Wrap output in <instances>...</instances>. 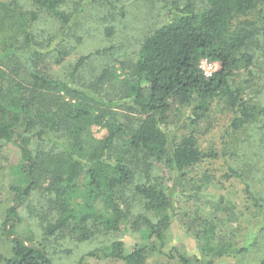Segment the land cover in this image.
<instances>
[{
  "label": "trees",
  "instance_id": "trees-1",
  "mask_svg": "<svg viewBox=\"0 0 264 264\" xmlns=\"http://www.w3.org/2000/svg\"><path fill=\"white\" fill-rule=\"evenodd\" d=\"M33 3L32 11L13 10L11 3L0 0V15L5 17L0 30L6 35L0 52V151L14 144L22 155L9 184L12 204L2 217L6 244L0 264H68L57 262L55 243L83 244L127 230L139 241L128 247L123 240H114L75 264H86L88 257L149 264L157 256L178 264H216L248 253L249 246L222 236L218 223L204 217H198L200 256L176 247L167 252L174 190L157 171L163 166L184 181L207 160L220 156L203 151L195 131L181 138L171 136L167 127L176 110L188 112L183 121L191 128L208 122L215 112L227 115L223 140L249 127L264 134V104L248 97L247 87L239 83L254 66L250 45L264 32V0H203L201 7L192 0H174L171 19L144 38L127 78L115 89L119 88L116 99L99 92L108 82V69L91 90L71 81L86 60L107 49L80 58L69 80L49 74L43 61L47 56L53 60L50 65L62 64L69 56L63 36L79 28L90 5H112L111 0ZM41 14L59 22L60 41L55 36L43 45L36 38L34 28ZM255 14L257 18H252ZM205 59L219 65L209 78L200 68ZM118 110L137 115L134 124L120 122ZM96 127L106 129L100 138L93 132ZM226 164L228 177L239 179L253 206L263 211L246 176L229 161ZM138 173H144V179L138 180ZM130 189L141 201L138 216L127 203ZM39 195L45 197L48 223L41 217L39 234L32 229L19 233L20 209L32 213L26 203ZM257 264H264V259Z\"/></svg>",
  "mask_w": 264,
  "mask_h": 264
},
{
  "label": "rangeland",
  "instance_id": "rangeland-1",
  "mask_svg": "<svg viewBox=\"0 0 264 264\" xmlns=\"http://www.w3.org/2000/svg\"><path fill=\"white\" fill-rule=\"evenodd\" d=\"M11 3L13 10L34 9L33 0H3ZM174 0H111L112 5L89 6L87 16L82 19V24L75 32L63 36L62 45L67 49L69 56L62 64L50 65L49 57L43 61L49 70V74L62 80L72 79L73 68L82 57L92 54L97 50H105L106 53L94 55L86 60L84 66L73 76L71 80L77 87L91 90L101 72L108 69V82L100 85V94L107 99H116L119 94L120 82L125 81L130 71L131 64L137 59L139 48L144 38L171 19V3ZM179 1V0H175ZM185 3L188 0H180ZM198 7L203 0H192ZM73 6L65 8L69 12ZM124 9L122 12L121 9ZM5 18L0 15V19ZM252 18H257V14ZM59 22L51 19L46 14H41L34 33L38 40L46 45L49 39L59 36ZM250 51H253L255 62L251 68V74L243 73L239 83L247 87L246 95L264 104V32H260ZM5 33L0 30V52L4 45ZM218 65V64H217ZM40 69L45 66L38 63ZM219 67V65H218ZM9 71V69L7 70ZM26 73L24 70L23 74ZM253 76V77H252ZM255 78V79H253ZM116 84V85H114ZM120 122L125 125H133L137 115L127 110H118ZM188 112L179 109L171 116L167 130L172 137L181 138L190 132L198 134L201 147L206 152H217L220 156L217 160H207L200 168L189 173L184 181L175 179L163 166L157 171L159 176L165 178L168 185L174 190V221L167 234L168 252L173 247L188 255L200 256L197 234L199 230L198 217L213 219L218 223L222 236L239 246H249V252L239 258H224L216 264H257L264 259V210L253 206L245 193L244 184L235 177L226 164L236 166V170L249 181L252 192L264 207V134L252 127L235 133L234 137L225 136L229 122L227 115L215 112L207 122H201L196 128L187 127L183 120ZM206 128V129H205ZM208 128V130H207ZM212 128V130H211ZM255 130V131H254ZM96 137H102L106 133L103 127L94 128ZM226 143V144H225ZM260 146H263L259 148ZM226 158L222 157V152ZM228 159V160H226ZM22 161L19 148L14 144H7L0 151V253H3L6 242L1 236V222L11 204V192L9 184L13 181L12 171ZM252 164V166H251ZM144 170L142 167L141 170ZM144 173H138L137 179L142 180ZM174 178L173 182L168 181ZM127 203L133 215L142 213L141 201L132 189L126 191ZM45 197L42 195L33 197L20 209L23 218L19 233L32 229L40 233V219L48 223L47 208L44 205ZM39 222V223H38ZM114 240H123L128 247L139 241V236L133 235L128 230L118 236H109L97 241L83 244L55 243L58 263L75 264L88 252L101 247L103 244ZM86 264H123L114 260H98L88 257ZM149 264H178L163 256H157L149 261Z\"/></svg>",
  "mask_w": 264,
  "mask_h": 264
},
{
  "label": "built area",
  "instance_id": "built-area-1",
  "mask_svg": "<svg viewBox=\"0 0 264 264\" xmlns=\"http://www.w3.org/2000/svg\"><path fill=\"white\" fill-rule=\"evenodd\" d=\"M200 68L203 71L204 75L209 78L213 75L214 72L217 71L218 65L217 63H212L205 59L201 61Z\"/></svg>",
  "mask_w": 264,
  "mask_h": 264
}]
</instances>
